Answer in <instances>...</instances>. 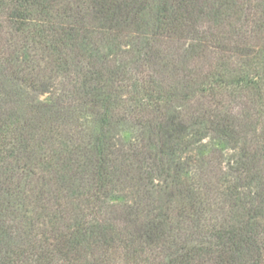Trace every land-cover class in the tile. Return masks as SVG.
<instances>
[{"label":"trees","instance_id":"obj_1","mask_svg":"<svg viewBox=\"0 0 264 264\" xmlns=\"http://www.w3.org/2000/svg\"><path fill=\"white\" fill-rule=\"evenodd\" d=\"M0 264H264V0H0Z\"/></svg>","mask_w":264,"mask_h":264},{"label":"rangeland","instance_id":"obj_2","mask_svg":"<svg viewBox=\"0 0 264 264\" xmlns=\"http://www.w3.org/2000/svg\"><path fill=\"white\" fill-rule=\"evenodd\" d=\"M137 129L136 128H132L130 126H123L122 128V132H121V136H122V139L124 141H131L136 135H137ZM203 145L207 146V147H211V146H217V147H220V148H225L224 145L218 141H213V140H205L203 142Z\"/></svg>","mask_w":264,"mask_h":264}]
</instances>
